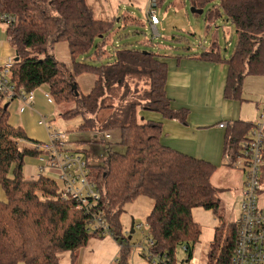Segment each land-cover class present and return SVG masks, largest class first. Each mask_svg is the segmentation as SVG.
I'll return each instance as SVG.
<instances>
[{"label":"trees","instance_id":"trees-1","mask_svg":"<svg viewBox=\"0 0 264 264\" xmlns=\"http://www.w3.org/2000/svg\"><path fill=\"white\" fill-rule=\"evenodd\" d=\"M163 1L158 0V5ZM189 1L191 7L201 10L217 4V9L207 13L209 25L219 12L232 24L236 40L229 59H223L216 42H212L198 60L223 63V98L241 102L243 79L247 75L264 76V0ZM0 12L15 18L5 28L14 58L10 82L15 91L28 93L46 85L53 104L73 106L59 116L66 121L81 118L78 131L120 132L118 146L122 151L109 150L100 164L89 166L90 180L100 196L93 210L102 213L112 238L121 246L116 264H125L128 249L119 215L138 197L152 202L145 218L152 242L150 253L166 256L167 264H176L175 248L182 246L185 257L179 264H190L200 233L191 212L201 208L217 220L206 264H230L237 227L234 222L223 224L219 218L218 190L210 183L215 166L162 144L160 123L137 122L135 107L139 103H131L124 125L102 124L99 118V113L109 107L104 104L106 94L126 85L128 78L144 77L148 90L141 109L184 124L187 111L173 110L166 94L168 67L162 57L128 48L118 49L111 64L98 67L87 63L91 53L95 59L106 56L115 24L94 19L85 0H0ZM58 43L67 45L68 66L53 55V46ZM86 74L94 81L89 92L82 94L76 79ZM9 102L0 97V187L6 198L5 203L0 202V264H59L64 253H69L70 264H76L78 251L89 239L103 236L89 230L87 216L73 200L56 197L54 182L44 177L24 179V158L38 153L15 147L14 140L24 135L9 125ZM251 128V123L239 121L227 126L224 140L226 149L233 152L231 159ZM261 158L264 161V148Z\"/></svg>","mask_w":264,"mask_h":264},{"label":"crops","instance_id":"crops-1","mask_svg":"<svg viewBox=\"0 0 264 264\" xmlns=\"http://www.w3.org/2000/svg\"><path fill=\"white\" fill-rule=\"evenodd\" d=\"M85 2L88 8L92 11L93 17L96 20L113 21L114 24L119 21L123 24V26L135 25L138 23L132 14L128 16L124 14L118 19L120 14L117 12L116 8H113V4L110 1L85 0ZM146 5L147 0L145 7ZM114 26H116V24ZM59 46L60 49L66 48V51L68 52L67 45L61 44L58 45V47ZM210 47L211 44L208 48H205L202 53L207 52ZM53 55L55 57L54 52ZM198 56L199 55L197 53H195L194 56L186 57L180 55L177 56L175 61H165V56H160L168 67V79L165 88L166 94L168 88L167 86L169 85L170 80H173V82H179L177 83L179 86L175 87V91L172 92V94L178 92L179 89H183L178 98V105L180 106L176 109L172 107V101H174L173 97L171 96L172 98H168L171 101V108L173 110L184 109L187 111L188 115L186 117V122L181 124L176 120L163 119L158 114L150 112H148L149 116L148 118L146 116L144 121L150 120L158 122L162 125L161 143L165 146L185 155L197 159H203L213 164L215 166V171L211 176L210 183L214 188L231 189L232 191L236 190L238 191L237 193L240 194L243 183L242 174L236 173V169H230L231 167H226L227 170L220 167V164H225L223 163V158H225V161L228 164V160L233 154L231 150L226 149L224 140L225 130L229 124L236 121L251 123L253 126L256 122H258L260 115L264 112V106L259 112L257 120L254 119L251 121L250 119L254 117V113L250 114L251 109L248 107L249 105H239L245 102H250L249 100L242 98V93L241 102H234L223 98L222 93L225 85L224 74L226 66L223 63L216 65V63L205 62L204 64L202 61L198 60ZM8 57H13V52L5 38V40H0V65L3 64ZM55 59L58 62L62 61L56 57ZM170 63L172 65V78L169 74ZM185 73H190V78L188 80H183V78H185ZM205 77L207 78L206 85H203L201 82L198 83L201 84V86L195 85L199 78ZM212 88H214L213 91L210 90ZM32 93L33 99L29 106H24L21 101L14 99L9 102L7 111L9 113V125L15 129H20L23 132V140L25 141L23 149L38 153L34 150V145L46 144L48 142L49 131L44 122L51 120L52 124H54V108L52 101L49 99L50 97H48L49 89L46 85L40 86ZM193 93H195L199 102H192ZM210 94L214 96L215 101V108L212 109L207 103ZM218 104L220 107L225 104L226 111H216L214 115L215 117L210 119L212 117L210 115L211 110L216 109ZM235 104L238 106V114L234 111ZM221 123H224L225 125L223 128L218 127ZM207 127H209V129L211 127V129L206 133V135L209 136V132H212V135L210 134L212 137L200 138L199 136L202 132H204V130H207ZM57 128L64 130L59 125ZM64 131H66L68 146L73 150L78 151L86 159L89 166L100 164L101 159L104 157V155L101 154H106L107 151L112 150L115 146H118L120 141V132L118 130L117 136L112 134L114 130L109 131L108 133L111 134V136L108 140H104L101 133L99 134V132L95 131ZM212 138L213 140H211ZM84 143H90L97 146L100 144L101 149L99 151L96 150L98 155L95 156L91 153L85 155V151H83ZM39 169H42L41 174H38ZM220 170H225V172H227L226 175L224 174L225 179L217 180L219 182L214 184L215 175ZM23 176L26 180H36L39 177H44L55 183L58 177V172L46 167L44 161L39 158L38 155L26 156L23 160ZM219 201L221 200L219 199ZM0 202H6L5 194L1 187ZM260 204L264 205L263 196L261 197ZM199 210L205 214L206 218L195 219L194 216H192L193 221L197 223L200 228V233L198 241L193 247L192 260L190 264H206L207 253L213 242L214 228L217 224L216 218L210 211H202L203 209L201 208H195L192 212ZM120 251L121 246L112 237L103 236L102 238H91L87 242L86 246L78 251L76 264H116ZM59 258V264H70L69 253H64L60 255Z\"/></svg>","mask_w":264,"mask_h":264},{"label":"rangeland","instance_id":"rangeland-1","mask_svg":"<svg viewBox=\"0 0 264 264\" xmlns=\"http://www.w3.org/2000/svg\"><path fill=\"white\" fill-rule=\"evenodd\" d=\"M113 4V8L117 9L120 14L118 19L122 15L132 14L138 21L135 25H125L121 22H116L114 31L111 32L110 41L105 48L106 56L101 59H95L93 53L86 58L87 63L94 66H104L111 64L114 61L115 52L118 49L134 48L139 50H149L153 53L165 56V61H175L177 56H194L195 53L200 55L205 48H208L212 42H216L221 57L228 60L232 55L235 46V34L234 28L230 22L226 20L224 15L219 12L213 22L206 21V16L209 10L217 9V4H210L204 8L201 15L192 14L190 12V1L189 0H164L157 7V16L159 19V25L157 26L158 37L154 36L149 23L145 16V4L146 0H107ZM147 6V5H146ZM209 25V27H208ZM5 26L0 25V40H5ZM65 43H58L53 46V52L56 58H59L64 65L68 66L70 63L69 53L66 48L60 49L58 45ZM66 45V44H65ZM205 64V62H203ZM210 63V62H206ZM218 65V64H216ZM218 69V68H217ZM188 72V71H187ZM169 74L172 76V65L169 66ZM205 76V73H204ZM226 79V71H225ZM183 80L190 78V73L184 74ZM172 78V77H171ZM174 79V78H173ZM207 78H199L195 85L201 86L207 84ZM94 77L91 75H82L76 79L79 87V92L86 94L92 87ZM126 85L121 88H114L113 92L106 94L104 104L109 106L99 113V118L102 124H108L110 126L118 127L128 122L129 106L131 103H139L140 105L145 102V93L148 90V84L144 77L128 78L125 80ZM177 83L170 80L167 86V95L169 98L173 97L172 107L176 109L179 103L178 98L183 89H179L178 92L172 94L175 91V87L179 86ZM177 84V85H176ZM214 88L210 89L213 91ZM242 98L249 100L239 104L241 106L249 105L251 113H254V117L250 120H257V116L264 106V76H251L247 75L242 82ZM172 96V97H171ZM192 102H199V99L192 94ZM222 96V95H221ZM195 99V100H194ZM202 102V101H200ZM214 96L209 95L207 101L210 108H215ZM214 104V105H213ZM140 105L135 107V115L137 122H143L144 118H148L149 113L146 110H142ZM53 119L54 126L58 125L64 130L75 132L77 126L81 123V118L77 117L72 120H63L60 118L59 113L65 111H71L72 105H59L53 104ZM238 106L235 104V113L238 114ZM225 110L226 107L218 104L216 109L211 110L210 119L214 118L216 111ZM238 117V116H237ZM100 123V125H101ZM210 126V125H209ZM211 129V127H210ZM209 127L207 130L201 133L200 138H211L212 132H209V136L206 135L210 131ZM113 135L117 136L118 131L114 130ZM111 136V134H110ZM117 139V138H116ZM213 140V138L211 139ZM99 146V147H98ZM94 145L90 143H84L83 151L85 155L91 153L92 155H98L96 150H100L101 145ZM112 150L122 151L120 146L113 147ZM222 151V149H221ZM101 155H104L101 154ZM264 162V161H263ZM223 163L220 167L227 170L229 167L223 158ZM225 165V166H224ZM95 166V165H93ZM218 168V167H217ZM230 168V167H229ZM232 169V168H230ZM220 170L215 175L214 184H217L221 179H225L224 174L227 172ZM236 173H241L239 170H235ZM261 192L260 196L264 197V163L261 167ZM217 199L219 198L218 215L223 224L235 222L238 218L241 204V195L238 191H232L231 189H217ZM152 202L144 197H138L132 202L126 204L122 208V212L119 215V224L122 231V236L127 239L128 249L125 254V264H150L145 255L146 241L148 238L147 227L145 224V218L151 210ZM204 211V210H202ZM195 219L206 218L205 214L199 211L191 212ZM133 222V227L131 224ZM140 226V227H139ZM130 237V239H128ZM185 257L182 246L175 248V261L179 264Z\"/></svg>","mask_w":264,"mask_h":264},{"label":"built area","instance_id":"built-area-1","mask_svg":"<svg viewBox=\"0 0 264 264\" xmlns=\"http://www.w3.org/2000/svg\"><path fill=\"white\" fill-rule=\"evenodd\" d=\"M157 7L158 0H147L145 16L156 37H158L156 26L159 25ZM14 22V17L0 12V25L7 27ZM13 62L14 58L8 57L0 65V97L10 101L16 99L24 106H29L33 99V91L25 93L19 90L16 92L14 85L10 82V68ZM44 123L49 131V140L46 144L34 145V150L38 152L39 158L44 161L46 167L58 172L55 182L56 197L62 200H73L78 209L87 216L90 231L112 237L102 213L93 210L100 196L95 184L90 180V169L86 159L68 146L66 131L55 127L51 120ZM224 126V123L218 125L219 128ZM101 136L104 140L110 138L108 132L101 133ZM263 141L264 112L260 115L258 122L252 126L246 140L240 143L234 159L228 160L231 168L239 170L243 176L240 211L234 222L237 227V237L230 264H264V205L260 204L262 197L260 196V171L264 163L261 158L264 148ZM24 144L25 141L22 138L14 140V145L18 150H22ZM41 173L42 169H39L38 174ZM151 245V240L147 238L144 251L149 263L167 264L166 256L153 255L148 251Z\"/></svg>","mask_w":264,"mask_h":264},{"label":"water","instance_id":"water-1","mask_svg":"<svg viewBox=\"0 0 264 264\" xmlns=\"http://www.w3.org/2000/svg\"><path fill=\"white\" fill-rule=\"evenodd\" d=\"M190 12L192 14H197V15H201L203 13V11L201 9H196V8H193V7L190 8ZM143 53L145 54L146 52H143ZM72 90L74 91L75 95L77 96V90H76V86L75 85L72 86ZM132 227H133V222L131 224V228ZM128 239H130V237H128Z\"/></svg>","mask_w":264,"mask_h":264}]
</instances>
